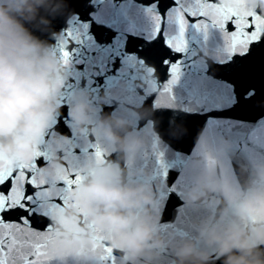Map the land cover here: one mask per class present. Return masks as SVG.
<instances>
[{
  "label": "water",
  "instance_id": "water-1",
  "mask_svg": "<svg viewBox=\"0 0 264 264\" xmlns=\"http://www.w3.org/2000/svg\"><path fill=\"white\" fill-rule=\"evenodd\" d=\"M181 2L0 0L59 66L47 127L23 149L7 134L0 168L35 163L48 184L66 168L82 170L71 206L38 220L51 226V264H112L105 248L115 264H182L183 252L192 254L183 264H225L221 241H255L264 231V40L247 57L229 58L210 21L206 29L189 23L181 37ZM243 2L264 16V0ZM97 181L143 201L131 212L149 224L154 246L135 262L114 246L122 236L93 223L80 202Z\"/></svg>",
  "mask_w": 264,
  "mask_h": 264
},
{
  "label": "clouds",
  "instance_id": "clouds-1",
  "mask_svg": "<svg viewBox=\"0 0 264 264\" xmlns=\"http://www.w3.org/2000/svg\"><path fill=\"white\" fill-rule=\"evenodd\" d=\"M58 72L51 51L32 39L7 9H0V133L4 134L0 141L4 142L5 151L11 140L7 134L12 133L16 137L15 147L23 149L28 141L34 143L47 127L55 111ZM77 122L82 123L83 118H77ZM80 202L93 223L122 236L114 246L129 261L135 262L154 246L149 224L137 223L131 212L143 202L137 193L110 188L97 181L85 186ZM259 245H264V231H258L255 241L243 237L221 241L219 254L227 257L225 264H264V250ZM191 255L181 253L182 264Z\"/></svg>",
  "mask_w": 264,
  "mask_h": 264
},
{
  "label": "snow or ice",
  "instance_id": "snow-or-ice-1",
  "mask_svg": "<svg viewBox=\"0 0 264 264\" xmlns=\"http://www.w3.org/2000/svg\"><path fill=\"white\" fill-rule=\"evenodd\" d=\"M178 7L180 36L183 37L189 23L206 29L210 21L222 31L229 58L247 57L253 45L264 40V16L248 10L243 0H228L224 4L218 0H187V3L182 0ZM175 50L180 52L182 48L175 47ZM62 55L67 64L69 53L63 51ZM229 63L232 64L231 60ZM171 74L170 85L164 89L169 99L172 98L171 84L178 79L177 65L172 66ZM37 155L48 158L46 153ZM95 159L97 163L104 160V152L98 145ZM37 167L33 163L15 172L0 168V264H51L49 248L54 244L51 226L39 224L38 220L53 215L63 206H71L75 186L83 179L82 170L66 168L56 183L48 184L38 180ZM104 251L105 259L115 264L111 249Z\"/></svg>",
  "mask_w": 264,
  "mask_h": 264
}]
</instances>
